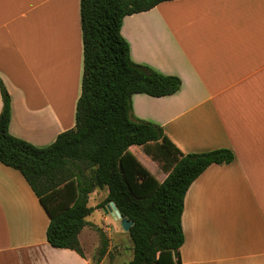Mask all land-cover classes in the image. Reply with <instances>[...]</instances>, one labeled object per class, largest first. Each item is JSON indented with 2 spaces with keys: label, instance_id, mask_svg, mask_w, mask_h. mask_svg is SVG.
Wrapping results in <instances>:
<instances>
[{
  "label": "crops",
  "instance_id": "crops-1",
  "mask_svg": "<svg viewBox=\"0 0 264 264\" xmlns=\"http://www.w3.org/2000/svg\"><path fill=\"white\" fill-rule=\"evenodd\" d=\"M120 32L133 62L181 80L169 96L134 94L133 115L183 153L235 156L187 189L181 264H264V0L165 1L125 16ZM81 76L80 0H0L11 135L45 147L73 128ZM48 222L21 173L0 163V264H91L51 247Z\"/></svg>",
  "mask_w": 264,
  "mask_h": 264
},
{
  "label": "trees",
  "instance_id": "trees-1",
  "mask_svg": "<svg viewBox=\"0 0 264 264\" xmlns=\"http://www.w3.org/2000/svg\"><path fill=\"white\" fill-rule=\"evenodd\" d=\"M171 0H80L82 35L81 91L74 127L53 143L36 147L9 132L10 96L0 81V163L21 173L49 222L46 241L84 257L78 235L87 218L114 203L133 224L128 236L132 258L126 264H181L184 242L181 216L191 183L210 165L233 162L234 153L217 148L183 153L161 126L133 115L132 96L164 97L176 93L181 80L132 61L121 35L123 18ZM141 146L166 176L159 182L129 150ZM104 190L91 206L89 197ZM99 238L96 263L107 253Z\"/></svg>",
  "mask_w": 264,
  "mask_h": 264
},
{
  "label": "rangeland",
  "instance_id": "rangeland-1",
  "mask_svg": "<svg viewBox=\"0 0 264 264\" xmlns=\"http://www.w3.org/2000/svg\"><path fill=\"white\" fill-rule=\"evenodd\" d=\"M136 147H133L132 151L139 156V161L157 178L160 172H163L159 164L152 161L148 156L146 159L142 158L139 153L140 148ZM104 197V190H95L89 197V203L91 206H95ZM87 221L89 225L80 234V243L83 253L91 264H97L96 252L99 246V238L95 227H99L108 239L107 253L102 258L101 264H126L132 258V243L128 233L122 229L119 221L115 220L109 213H105L102 208L94 210Z\"/></svg>",
  "mask_w": 264,
  "mask_h": 264
},
{
  "label": "water",
  "instance_id": "water-1",
  "mask_svg": "<svg viewBox=\"0 0 264 264\" xmlns=\"http://www.w3.org/2000/svg\"><path fill=\"white\" fill-rule=\"evenodd\" d=\"M103 211L105 213H109L115 220L119 221L122 229L125 232L129 231V228L133 223L131 221H128L127 218L121 216L114 203L110 202L103 208Z\"/></svg>",
  "mask_w": 264,
  "mask_h": 264
}]
</instances>
